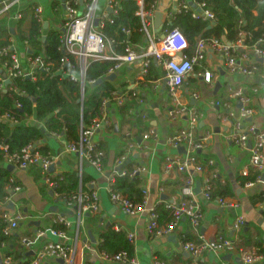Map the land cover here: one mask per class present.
<instances>
[{
	"label": "crops",
	"instance_id": "obj_1",
	"mask_svg": "<svg viewBox=\"0 0 264 264\" xmlns=\"http://www.w3.org/2000/svg\"><path fill=\"white\" fill-rule=\"evenodd\" d=\"M184 1L186 0H157V8L163 13V17L161 25L157 26L155 15L153 36H163L167 30V28L164 29L165 23L171 22L181 11V4ZM60 2L61 0H21L18 5L0 15V24L10 28V44L20 56L21 65L25 71L30 69L29 55L31 51L33 53V48L28 41L21 38L20 31L27 33L30 30L32 18L35 17L33 5L38 4L44 8L41 23L43 24V40H45L48 30H61L63 27L66 14ZM105 6L106 0H100L99 11H102ZM171 13L172 16H170ZM17 14H21L20 19L15 18ZM134 44L139 48L145 47L147 44L145 36ZM239 47L237 54L243 52L245 48L243 45ZM40 53L47 59L44 50ZM251 57V63H254L255 58L253 55ZM255 62L258 65V71L253 75L231 72L220 52L208 51L205 59L196 66L195 71L186 77L178 94L181 101L189 102L199 111L200 118L195 134L198 140L204 142L203 149L198 152L199 159L203 164L207 159L214 160V164L209 165L205 170L194 171L196 190L198 186H204L207 176H210L212 190L214 186H219L220 189L224 186L230 187L231 190L227 195L212 196V200L198 193L204 210V217L199 227H194L190 219L184 218L173 234L151 235L147 231L148 212L126 214L110 199L108 187L111 178L115 176L117 160L122 154L128 155L125 163L129 167L145 169L137 174L140 179L138 186L148 190L150 205L157 207L182 198L181 188L186 173L174 170L167 173L164 165L167 157L174 160L184 158L186 149L171 146L167 143V139L177 128L186 127L188 122L184 117L172 119L169 116L173 98L168 92L166 82L160 80L165 73L163 65L155 58H151L148 72L144 73L143 62L137 60L125 63L114 73L106 75L108 79L113 75L110 80L115 85L116 96L107 105L109 123L102 125L94 135L97 146L105 153L103 173L98 172L86 160L81 163L80 155L67 148L63 133L53 135L52 132H46L45 137L35 144L40 151L43 149L57 156L54 171H49L51 177L75 170L79 175V169L82 168V179L86 185L91 180L96 183L95 186L100 194V207L97 213L84 214L79 240L76 238L77 231L80 229V225L76 223L79 215L78 206H69L55 196L52 189L45 184L40 167L28 169L15 167L12 170L13 181L21 186V190L11 196L12 200L7 204V208L10 211L21 212L26 217L19 222L18 228L12 235L15 245L13 243L9 246L5 242L2 243L0 256L10 255L15 259L16 252L19 253V249H22L32 261L35 253L43 249L46 244L59 242L79 246L80 250L74 264H155L157 259L165 264H247L239 260L234 253L226 251L220 254L208 251L201 258H194L183 249L182 243L197 242L201 236L208 240L224 236L244 249L257 251L258 243L264 246V186L257 183L247 187L248 181L243 185L239 178L243 175L245 168H250L251 148L255 137L249 135L250 141L246 147L238 145L232 139V133L240 129H237L235 120L230 118L229 111L237 114L242 104L236 98H229L228 95L230 85L245 88L250 98L249 105L255 109V114L243 123L241 131H248L250 125L264 130V61L259 59ZM3 70L0 65V72L3 73ZM206 70L212 73L210 81L203 76ZM88 82L84 90L81 87V102L85 98L86 87H90ZM8 84L5 83L3 87L5 90ZM195 93L199 94L198 98L194 97ZM82 96H84L83 99ZM120 96H125L123 103L116 100ZM218 102L221 104H217ZM25 121L33 125H42L35 115L27 117ZM11 125L14 124L11 123ZM152 130L156 135L146 138L145 135ZM131 145H141V147L131 148ZM262 174L264 173H261V176ZM217 197L237 201L239 206L236 208L222 206L216 202ZM1 210L2 207H0ZM55 213L65 215L72 223L66 227L60 225V228L65 231V236L55 235L50 230L54 225L52 215ZM238 215H243L246 222L237 231L234 229V223ZM109 228L124 231L128 238L130 234L134 235L132 239L129 238L133 244V253L129 262L118 263L101 257L102 251L99 249L101 234ZM39 230H44V235L37 240L34 251H26L21 244L22 238L34 235ZM245 241L250 245L243 244ZM25 255L15 259V264L26 261ZM59 263L60 260L57 258L46 257L40 264ZM249 264H264V257Z\"/></svg>",
	"mask_w": 264,
	"mask_h": 264
},
{
	"label": "built area",
	"instance_id": "obj_2",
	"mask_svg": "<svg viewBox=\"0 0 264 264\" xmlns=\"http://www.w3.org/2000/svg\"><path fill=\"white\" fill-rule=\"evenodd\" d=\"M21 0H0V15L8 12L13 6L18 5ZM100 0H61L60 5L65 9V20L62 32L60 50L63 56L60 59L59 65L54 68L52 61L46 60L41 54H33L30 52L29 62L30 69L25 71L22 68L20 56L16 53L11 44L4 46L0 50V54L7 55L12 51L10 56V63H2L3 74L0 72V79L5 83L6 80H13V78L25 77L36 80L39 72H46L49 74L62 75L64 78L80 83L82 89L85 88L86 80V67L90 60H116V64L112 66L108 74L114 73L125 63L141 60L143 62L144 73L148 72V67L151 58H155L165 69L164 75L160 80H164L168 87V92L173 98V105L169 111V116L172 119L184 117L188 124L186 127L177 128L167 139V143L173 147H184L186 153L184 158L174 160L167 157L164 165V170L171 173L173 170L186 173L184 184L181 188L182 198L176 202H167L166 208L172 212V217L164 224L160 222V214L157 211L156 205L149 204L148 190L143 188V200L140 203H135L129 197L119 191L113 189L112 183L116 174H126L123 168L127 154H122L117 160L115 176L111 178L108 191L111 201L116 204L123 212L129 215H135L142 212H148L147 231L151 235H170L173 234L180 226L184 218L190 219L194 227H199L204 217V210L201 202L199 201V194L196 191V180L194 171L205 170L209 165L214 164L213 159H207L206 163H202L199 159L198 152L204 147V142L198 140L195 134V129L199 121V111L196 106L191 105L189 102H183L178 97V94L184 84L186 77L195 71L206 57L208 51H218L223 57L226 66L231 72H241L247 75H253L258 71L256 60L261 59L264 61V39H259L254 44H245L246 33L241 32L242 38L237 41H226L225 39H218L215 37H198L195 43L194 51L190 54L187 53L189 49V42L183 32L178 28L165 30L162 37L153 36L154 17L159 11L157 8V0H154L148 7L146 0H136L138 10L136 15L141 20V31L145 36L146 46L139 48L134 43L128 41L126 43L125 51L123 54H117L112 49L113 40L107 37L103 28L111 15L117 14L121 7V0H106V6L99 11ZM35 17L41 21V15L44 8L41 5H33ZM191 11L194 18H202L210 23V26L216 25L218 19L216 15L207 8L206 3L197 0H186L181 4V10ZM172 16V13L170 14ZM16 19L21 18V14L15 15ZM241 24L245 22L240 21ZM127 34L131 33L130 29H124ZM245 46L244 51L240 54L239 46ZM255 61L251 63L252 57ZM72 56L73 58H70ZM5 74V75H4ZM204 78L210 81L212 73L206 70ZM61 76V77H62ZM97 81L92 80L88 83L95 85ZM3 84V87L5 85ZM229 98H236L242 107L236 114L230 112V118H233L236 123L237 129L232 133L231 137L238 145L246 147L250 141L249 135L255 137L254 143L251 148L250 168L243 170V175H249L250 169L255 168L260 173H264V130L257 129L255 125H250L248 131L242 132L241 126L247 119L255 114V109L249 105L250 98L248 97L247 90L243 87H235L234 85L228 86ZM115 92L114 97L115 99ZM84 96H82L83 99ZM194 97L198 98L199 94L195 93ZM125 96L116 98L119 103H123ZM112 99H105L100 117L95 118L90 124L84 125L82 123L80 130L79 140L76 142H67V148L71 151L77 152L80 155L81 163L84 160L88 161L98 172L103 173V159L105 153L100 149L94 141V135L102 125L108 124L107 105ZM217 104H221L218 102ZM21 107V104H17ZM0 118L11 122L13 124L19 123L18 119L10 113H1ZM53 135L58 133L52 132ZM156 135L152 130L145 135L146 138ZM141 147V145H131V148ZM0 148L5 151V163L10 166L28 169L36 166L40 167L43 171V180L57 198L65 201L69 206L77 205L79 208V215L77 224L80 229L77 231L76 238L79 240L81 234V225L83 223L84 214L97 213L100 207V194L98 188L95 186V181H89L91 191L89 193L83 192L82 185H80L79 193L73 196H67L63 193L57 192V182L52 180L49 173L51 165L56 164L57 156L54 154H44L37 149L35 144H29L23 147L20 151L9 153L8 146L0 142ZM143 167L134 169L130 176H135L144 171ZM80 184H82V168L79 169ZM263 176V177H262ZM259 175L256 180L248 181L247 187H252L257 183L264 186V174ZM201 186V185H200ZM8 196L1 201L0 207V231L6 236H12L19 226V222L26 216L17 211H10L7 204L11 202V196L21 190L20 185H8ZM212 186L210 183V176L206 177L204 186H201L200 194L208 200H212ZM216 202L225 207L236 208L239 206L237 201L232 199L217 197ZM51 214V213H49ZM48 214V215H49ZM54 225L50 229L55 235L65 236V231L61 226H70L72 223L69 219L60 213L52 215ZM246 219L243 215H238L234 223V229L240 230L245 224ZM44 230H39L36 234L25 236L21 240V244L26 251H34V245L37 240L43 236ZM130 234L129 238H133ZM185 251L191 254L194 258H201L206 252L214 251L215 253L232 252L239 260L244 263H253L262 257L264 254L258 253L256 250H248L239 248L232 239L224 236H219L214 240L205 239L203 236L197 242L185 241L182 243ZM79 246L67 245L59 242H49L43 249L36 252L30 264H40L46 257H54L63 262L59 264H74L77 254L79 253ZM218 254V255H219ZM101 257L105 260L114 261L118 263H127L131 260L127 250H121L116 253L101 252ZM3 261L7 264H15L16 260L10 255H2ZM155 264H165L163 261L157 259Z\"/></svg>",
	"mask_w": 264,
	"mask_h": 264
},
{
	"label": "trees",
	"instance_id": "obj_3",
	"mask_svg": "<svg viewBox=\"0 0 264 264\" xmlns=\"http://www.w3.org/2000/svg\"><path fill=\"white\" fill-rule=\"evenodd\" d=\"M206 3L217 17L216 25L210 26L207 20L194 18L191 11L181 10L174 16L171 22L165 23L164 29L178 27L189 42V53L194 50L198 37H215L220 40L237 41L242 38L241 32L248 35L245 38V44H254L259 39H264V0H197ZM148 7L154 0H146ZM138 5L136 0H121V7L117 14L111 15L103 28L104 34L113 40L112 49L117 54H123L128 41L137 43L143 39L141 31V20L136 15ZM30 13V12H28ZM35 15V12H34ZM243 20L245 23L241 24ZM124 29H130L127 34ZM43 24L36 17L32 18L30 30L25 33L20 31L23 40L33 48V54H41L44 50L47 56L46 60L54 63V68L59 65L61 57L64 55L59 49L62 32L60 30H48L44 39ZM10 28L0 24V50L11 43ZM12 51L7 55L0 54V65L10 63ZM70 58H73L70 56ZM116 60H90L86 67V80L103 81L97 85L86 87L85 98L81 102V85L79 82L69 78H63L61 75L39 72L36 80L23 77H15L3 88L5 83L0 79V112L10 113L18 119L19 123L11 125L0 119V142L8 146V152L14 153L20 151L23 147L36 142L45 137V133L55 132L63 133L67 142H76L80 137L82 123L90 124L95 118L102 114L104 100L114 97L116 90L113 81L107 78L109 69L116 64ZM3 73H1L2 75ZM21 104L18 107L17 104ZM35 115L42 125L26 123V118ZM45 129V131H43ZM101 149V148H100ZM40 151V149H38ZM44 154L48 152L42 149ZM200 158V157H199ZM36 167V166H33ZM136 168L129 167L127 163L121 169L126 171L125 175L121 172L116 174L113 189L129 197L135 203L143 200V188L138 186L139 176H130V173ZM261 175L260 171L251 169L249 175H241L240 181L244 185L247 181H254ZM57 182V192L67 196H73L79 193L80 185L82 191L89 193L91 191L89 184L86 185L84 179L80 184L77 170L61 173L52 177ZM17 185L13 181V171L5 163V151L0 148V200L3 201L8 196L7 186ZM220 185V184H218ZM231 192L230 187L214 186L211 191L212 196L227 195ZM160 214V222L165 223L172 217V212L166 208L165 204L157 206ZM101 243L99 249L102 252L116 253L121 250H127L129 257H132L133 244L124 231H115L112 228L104 230L101 234ZM9 246L14 243L12 236H6L0 231V248L2 243ZM16 242V241H15ZM243 244L250 245L247 241ZM15 245V243H14ZM20 248V237H19ZM240 248V247H239ZM257 252L264 254L262 243L257 244ZM25 255L22 249L16 252L15 259ZM19 257V258H18ZM26 261L21 264H30V259L25 255Z\"/></svg>",
	"mask_w": 264,
	"mask_h": 264
},
{
	"label": "water",
	"instance_id": "obj_4",
	"mask_svg": "<svg viewBox=\"0 0 264 264\" xmlns=\"http://www.w3.org/2000/svg\"><path fill=\"white\" fill-rule=\"evenodd\" d=\"M156 16H157V26H160V25H161V19H162V17H163V13H162L161 11H158V12L156 13ZM4 75H5V74H4ZM112 78H113V75L110 76V79H112ZM10 81H11V80H6V83H10ZM102 81H103L102 79H99V80L95 83V85L101 83ZM83 90H84V89H83ZM43 131H45V130L43 129ZM55 166H56V164L51 165L50 168H49V171H54ZM8 168L12 171V170H14L15 166L10 165V166H8ZM196 191H197V193L200 192V186H198V188H197ZM60 262L62 263L63 261L60 260ZM0 264H7V263H5V262L3 261V258H2L1 256H0Z\"/></svg>",
	"mask_w": 264,
	"mask_h": 264
}]
</instances>
